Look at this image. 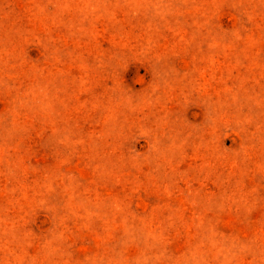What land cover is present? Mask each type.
I'll return each mask as SVG.
<instances>
[{"label":"rangeland","instance_id":"374dc122","mask_svg":"<svg viewBox=\"0 0 264 264\" xmlns=\"http://www.w3.org/2000/svg\"><path fill=\"white\" fill-rule=\"evenodd\" d=\"M0 264H264V0H0Z\"/></svg>","mask_w":264,"mask_h":264}]
</instances>
